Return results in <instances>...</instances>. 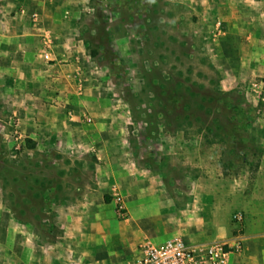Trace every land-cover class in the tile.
Instances as JSON below:
<instances>
[{
  "label": "rangeland",
  "instance_id": "1",
  "mask_svg": "<svg viewBox=\"0 0 264 264\" xmlns=\"http://www.w3.org/2000/svg\"><path fill=\"white\" fill-rule=\"evenodd\" d=\"M229 1L237 5L88 0L82 9L78 25L90 59L80 79L89 83L76 84L85 102L67 113L83 125L77 133L96 124V142L124 143L138 169L126 220L105 197L106 218L132 233L122 264H131L144 232L157 229L162 212L153 199L161 194L185 202L192 192L212 190L233 202L240 190L248 203L264 194L258 175L264 171V81L248 78L237 87V28L229 30L223 18ZM5 98L0 95V264H12L19 238L11 234L31 230L44 244L61 240L57 205L74 198L75 182L83 189L92 182L95 171L71 155L46 153L45 145L28 148L23 115L13 109L24 100ZM75 137L71 142H88L87 134ZM144 194L151 199L145 212L138 202Z\"/></svg>",
  "mask_w": 264,
  "mask_h": 264
},
{
  "label": "crops",
  "instance_id": "2",
  "mask_svg": "<svg viewBox=\"0 0 264 264\" xmlns=\"http://www.w3.org/2000/svg\"><path fill=\"white\" fill-rule=\"evenodd\" d=\"M87 2L0 0L1 97L12 103L24 100L13 108L14 113L23 115L22 131L27 138L44 140L37 142L36 147L45 145L46 153L71 155L68 158L74 163L84 160L95 171L92 182L84 189L75 182L74 198L57 205V225L63 230L61 240L44 244L43 235L31 230L11 234L19 238L15 249L11 246L12 264H122L133 239L131 231L107 219L105 213V197L113 198V187L119 189L124 202L133 201L130 188L138 184V169L130 163L127 146L122 142H96V124L84 125L88 142H71L75 136L85 135L77 133L83 125L77 118L71 119L67 111L69 107L79 109L85 102L75 86L83 81L80 78L85 76L84 67L90 59L78 25ZM234 3L224 11L223 18L228 21L229 30L237 28L238 87L248 78L251 82L258 78L264 81V0ZM34 14L38 18L32 20ZM47 50L53 55L52 62L43 59ZM259 143L264 148V142ZM92 152L97 157L95 162ZM258 175L264 178V171ZM166 195L153 199L162 215L154 221L157 229L144 232L143 241L162 243L178 237L190 245L240 242L242 249L230 256V264H264V194L253 195L250 203L243 199L244 192L240 190L233 202L219 199L212 190L192 192L185 202ZM138 202L144 204L145 212V204L151 199L139 195ZM238 213L244 215L241 222L235 219Z\"/></svg>",
  "mask_w": 264,
  "mask_h": 264
},
{
  "label": "built area",
  "instance_id": "3",
  "mask_svg": "<svg viewBox=\"0 0 264 264\" xmlns=\"http://www.w3.org/2000/svg\"><path fill=\"white\" fill-rule=\"evenodd\" d=\"M33 17L37 19L38 15L34 14ZM43 58L49 62L53 61L50 51H46ZM112 196L119 217L125 220L128 216L127 208L118 188H114ZM235 219L241 222L244 215L238 213ZM241 249L240 242L231 244L228 241H213L190 245L178 237L162 243L146 239L138 245L131 264H230V256L239 253Z\"/></svg>",
  "mask_w": 264,
  "mask_h": 264
},
{
  "label": "trees",
  "instance_id": "4",
  "mask_svg": "<svg viewBox=\"0 0 264 264\" xmlns=\"http://www.w3.org/2000/svg\"><path fill=\"white\" fill-rule=\"evenodd\" d=\"M97 51H93L92 53H91V56L92 57H95V56H97ZM26 142H27V147L28 148H30V149H34V148H36V142H34L33 140H31V139H27L26 140Z\"/></svg>",
  "mask_w": 264,
  "mask_h": 264
}]
</instances>
